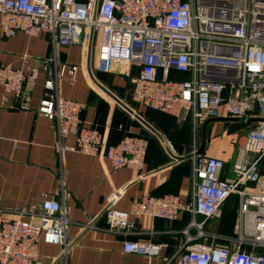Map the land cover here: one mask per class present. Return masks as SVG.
<instances>
[{
  "label": "built area",
  "instance_id": "obj_1",
  "mask_svg": "<svg viewBox=\"0 0 264 264\" xmlns=\"http://www.w3.org/2000/svg\"><path fill=\"white\" fill-rule=\"evenodd\" d=\"M92 10L91 1L0 0V30L4 36L17 31L29 36L45 33L53 47L73 44L81 33L89 38L97 32L99 67L106 70L114 61L137 66L130 78L131 99L174 117L189 118L193 128L216 117L219 108L235 118L250 116L255 109V117L264 118V0H98L93 19ZM169 68L191 76L169 79ZM75 70L74 65L61 64L53 76L44 79L37 112L54 122L57 144L71 135L72 150L102 156L112 168H130L141 176L145 137L125 135L106 145L101 132L82 126L81 104L58 95L57 77ZM215 75L222 80L212 79ZM25 79L21 68L0 64L4 92L20 96ZM164 144L173 154L171 145L165 140ZM263 154L264 123L257 122L240 134L230 176L220 177L224 165L220 157L192 150L190 202L174 194L143 195L122 211L111 207L120 195L115 192L101 214L106 226L114 230L131 227L129 215L174 220L185 210L203 221L218 216L222 202L235 193L239 199L236 248L194 242L185 247L176 264H264V176L259 169ZM6 213L0 209V264H34L38 240L60 245V257H65L67 219L57 200L43 197ZM202 221L191 218L187 225L196 228L195 237L204 236ZM187 227L183 229L185 243L193 239ZM122 248L156 253V245L149 243L124 241Z\"/></svg>",
  "mask_w": 264,
  "mask_h": 264
},
{
  "label": "crops",
  "instance_id": "obj_2",
  "mask_svg": "<svg viewBox=\"0 0 264 264\" xmlns=\"http://www.w3.org/2000/svg\"><path fill=\"white\" fill-rule=\"evenodd\" d=\"M76 1L93 3L94 0ZM87 38L88 35L81 33L77 42L53 47L45 33L29 36L17 31L4 36L0 30V64L21 68L26 76L20 96L4 92L0 86V209L7 214L13 207L51 197L61 204L67 219L65 257H60V245L38 240L34 264H176L185 247L194 242L234 250L237 246L234 226L239 215V199L235 193L222 202L218 216L203 221L185 210L174 220L129 215L132 226L114 230L101 224L100 219L115 192L120 195L111 207L122 211H127L131 201L143 195L174 194L182 202H190L192 150L220 157L224 162L220 177L230 176L238 138L255 124L249 118L256 116V110L245 118H235L225 116L219 108L216 117L193 128L189 118L181 119L142 106L130 96V78L137 73V66L114 61L108 69L100 68L98 33L94 32L90 73L146 125L93 84L87 71ZM23 58L27 59L25 63ZM61 64L66 68L76 66L72 75L64 71L57 77L56 90L59 96L81 104L82 126L101 132L106 145L116 143L125 135L147 139L141 176H136L138 172L130 168H112L102 156L72 150L71 135L57 144L54 122L39 114L37 105L43 96L44 79L53 76ZM166 74L169 79L178 80L191 76L189 72L172 68ZM156 75L160 77V69ZM160 138L171 145L174 156L181 158L174 159ZM260 166L259 162V169ZM260 173L264 176L261 169ZM191 218L202 221L203 237H195L196 228L187 227ZM186 227L193 239L185 243L183 229ZM124 241L154 244L156 253L125 252ZM241 246L248 248L247 244Z\"/></svg>",
  "mask_w": 264,
  "mask_h": 264
},
{
  "label": "water",
  "instance_id": "obj_3",
  "mask_svg": "<svg viewBox=\"0 0 264 264\" xmlns=\"http://www.w3.org/2000/svg\"><path fill=\"white\" fill-rule=\"evenodd\" d=\"M97 2L98 0H94L93 1V10H92V19L94 18L95 16V10H96V5H97ZM92 33V32H91ZM90 33V36H89V39H88V43H87V48H86V62H87V71H88V75L91 79V81L93 82V84L95 86H97L100 90H102L104 93H106L107 95H109L113 100H115L117 103H119L124 109H126L132 116L138 118L141 122H143L144 124H146L142 119H140L138 117V115L133 111L131 110L130 108H128L126 105L122 104L119 100H117V98H115L108 90H106L101 84H99L92 76V74L90 73V70H89V57H90V45H91V34ZM212 79H215V80H222V77L219 76V75H215V76H212ZM250 121L254 122V123H257V122H263L264 123V118H260V117H251L249 118ZM147 125V124H146ZM152 132H154L156 135H158V133H156L154 131V129L151 127V126H147ZM159 136V135H158ZM160 137V136H159ZM161 139V138H160ZM162 142H164L162 139H161ZM165 145V144H164ZM172 155V157L176 160L180 159L181 156H174V154H170ZM187 157V156H185ZM100 223L103 224L104 226H106V222H105V217L102 215L101 219H100Z\"/></svg>",
  "mask_w": 264,
  "mask_h": 264
},
{
  "label": "rangeland",
  "instance_id": "obj_4",
  "mask_svg": "<svg viewBox=\"0 0 264 264\" xmlns=\"http://www.w3.org/2000/svg\"><path fill=\"white\" fill-rule=\"evenodd\" d=\"M260 164H261L260 169L262 171V174L264 175V154L260 159Z\"/></svg>",
  "mask_w": 264,
  "mask_h": 264
},
{
  "label": "trees",
  "instance_id": "obj_5",
  "mask_svg": "<svg viewBox=\"0 0 264 264\" xmlns=\"http://www.w3.org/2000/svg\"><path fill=\"white\" fill-rule=\"evenodd\" d=\"M260 162V161H259Z\"/></svg>",
  "mask_w": 264,
  "mask_h": 264
}]
</instances>
